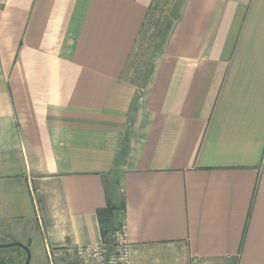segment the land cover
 Listing matches in <instances>:
<instances>
[{
	"label": "crops",
	"instance_id": "obj_1",
	"mask_svg": "<svg viewBox=\"0 0 264 264\" xmlns=\"http://www.w3.org/2000/svg\"><path fill=\"white\" fill-rule=\"evenodd\" d=\"M151 1L0 0V237L75 264L117 169L131 264H264V0H184L136 102Z\"/></svg>",
	"mask_w": 264,
	"mask_h": 264
},
{
	"label": "rangeland",
	"instance_id": "obj_2",
	"mask_svg": "<svg viewBox=\"0 0 264 264\" xmlns=\"http://www.w3.org/2000/svg\"><path fill=\"white\" fill-rule=\"evenodd\" d=\"M158 2L159 0L156 2V4H159ZM159 9L158 6H155L154 16L155 14H157L156 12L159 13ZM148 26L149 23L146 24L143 31L138 36L123 72V79L126 82L136 84V86L139 88V91L141 92V95L146 90L145 87L150 82V78L158 55L157 52L155 54L154 60L152 59L156 45L154 43L155 37L151 35L153 29H150V26L149 27ZM150 70H152L151 73H149ZM142 81H145V83H147L146 86L143 88H141ZM116 171L117 172L113 171L111 177L109 178V181L108 180L107 181H108V187L111 188V190L114 189V191H116V195L119 198L121 191H120V184L118 181L119 173L117 169ZM22 218L23 217L17 216V218L4 221L5 236L0 237V244L13 242V240L6 239V236L9 235L10 232L22 238L23 232L25 231V227H24L25 223L23 222ZM116 220H118L117 216H116ZM36 229H33L32 234L30 235V237L27 238V240H25V242L24 240H22L23 243L28 244V252L30 256L28 264H48V260L44 253V248L42 246L41 240L37 236L38 233L36 231H38V229L37 230ZM32 237L34 240L33 242H32ZM0 258L8 262V264H24L26 253L20 247H9L0 251ZM52 263L54 264L53 261ZM75 264H81V262L79 260L78 261L76 260Z\"/></svg>",
	"mask_w": 264,
	"mask_h": 264
},
{
	"label": "trees",
	"instance_id": "obj_3",
	"mask_svg": "<svg viewBox=\"0 0 264 264\" xmlns=\"http://www.w3.org/2000/svg\"><path fill=\"white\" fill-rule=\"evenodd\" d=\"M157 1L152 0L150 5L148 6L144 21L141 25V29L139 32V35H140V33L143 31L144 27L148 23H149L150 29H153V32L151 33V35L155 37L154 43L156 45L155 50L153 52V57H152L153 60L157 52L159 55V52L161 50V46L164 40L168 37L172 28L174 27L175 22L179 19L181 6L184 0H159L158 2L159 4H156ZM155 6H158V9L160 7V9H159V13L156 12L157 14H155L154 16ZM151 72L152 70H150L149 73ZM146 84L147 83H145V81H142L141 88L145 87ZM141 96H142L141 92L138 91V94L136 96V102H138ZM127 139H128V136L125 135L122 141V145L119 150V160H122V161L125 159L127 155V149H128ZM114 172H117V171L115 170ZM109 178H108V181H109ZM108 181L106 182V196H107L106 206L97 211L100 231L102 233L104 242L106 243L110 242L111 232L117 226L123 223V221L116 220V216L118 215L119 210L123 207L122 199L121 197L118 198V196L116 195V191H114V189L111 190V188L108 187ZM3 249L5 248H0V251ZM0 264H8V262L0 258Z\"/></svg>",
	"mask_w": 264,
	"mask_h": 264
},
{
	"label": "built area",
	"instance_id": "obj_4",
	"mask_svg": "<svg viewBox=\"0 0 264 264\" xmlns=\"http://www.w3.org/2000/svg\"><path fill=\"white\" fill-rule=\"evenodd\" d=\"M50 264L53 257L63 253L59 248H48ZM74 255L81 264H131V243L128 238L127 227L123 222L110 234V242L103 241L78 244L73 249ZM199 264V263H196Z\"/></svg>",
	"mask_w": 264,
	"mask_h": 264
},
{
	"label": "water",
	"instance_id": "obj_5",
	"mask_svg": "<svg viewBox=\"0 0 264 264\" xmlns=\"http://www.w3.org/2000/svg\"><path fill=\"white\" fill-rule=\"evenodd\" d=\"M9 247H20V248H22L26 253V258H25L24 264L29 263L30 256H29V252H28V244L23 245V244L16 242V241H13L10 243H5V244H0V248H9Z\"/></svg>",
	"mask_w": 264,
	"mask_h": 264
}]
</instances>
